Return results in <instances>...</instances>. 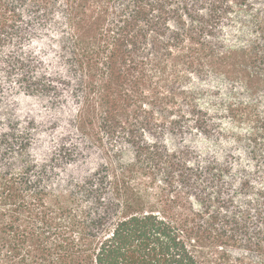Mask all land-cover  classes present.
Returning a JSON list of instances; mask_svg holds the SVG:
<instances>
[{
  "label": "trees",
  "instance_id": "obj_1",
  "mask_svg": "<svg viewBox=\"0 0 264 264\" xmlns=\"http://www.w3.org/2000/svg\"><path fill=\"white\" fill-rule=\"evenodd\" d=\"M0 264H264V0H0Z\"/></svg>",
  "mask_w": 264,
  "mask_h": 264
}]
</instances>
